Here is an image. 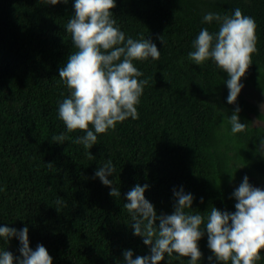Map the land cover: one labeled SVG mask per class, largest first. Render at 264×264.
I'll return each mask as SVG.
<instances>
[{
	"label": "trees",
	"instance_id": "1",
	"mask_svg": "<svg viewBox=\"0 0 264 264\" xmlns=\"http://www.w3.org/2000/svg\"><path fill=\"white\" fill-rule=\"evenodd\" d=\"M74 5L0 0V227H27L29 246L42 244L53 264H125V250L134 259L151 255L124 208L136 185L149 186L144 195L158 215L175 211L182 188L193 196L185 211L205 222L213 207L236 211L233 193L245 176L264 190V125H254L264 112L242 92L228 103L229 74L211 59L197 65L188 55L202 29L219 30L216 21H203L207 13L232 16L239 8L255 20L257 36L241 82L264 95V0H116L115 26L126 38L151 40L160 58L133 61L143 73L138 79L148 80L139 118L97 134L89 149L74 143L85 133L68 132L58 114L71 95L59 72L77 50L67 31ZM237 107L246 129L233 134L226 117ZM60 134L63 143H54ZM109 160L116 171L108 177L112 185H104L95 173ZM112 188L119 197L110 195ZM204 231L197 264H225ZM21 247L18 236L0 237V252L10 251L14 264L23 258ZM260 256L255 264H264V249ZM189 259L165 254L160 264Z\"/></svg>",
	"mask_w": 264,
	"mask_h": 264
},
{
	"label": "clouds",
	"instance_id": "2",
	"mask_svg": "<svg viewBox=\"0 0 264 264\" xmlns=\"http://www.w3.org/2000/svg\"><path fill=\"white\" fill-rule=\"evenodd\" d=\"M45 2L55 5L61 0ZM115 6L116 0H75V15L67 24L77 50L72 52L59 72L71 95L59 104L58 114L68 132L80 130L85 133L74 140L85 149L97 144V134L114 130L118 123L129 117L139 118L137 105L148 80L138 79L143 73L133 61L160 58V51L151 40L126 38L125 33L115 26L111 11ZM203 21H216L220 25L219 30L210 33L208 28L202 29L193 42L195 50L189 52V58L197 65L211 59L227 72L230 76L226 82L228 103H235L244 87L241 78L257 51L256 22L239 8L232 16L209 12ZM239 112L237 107L234 114L226 117L233 134L246 129V124L240 122ZM64 139V134L52 137L54 143H63ZM261 144L264 146V139ZM115 171L109 160L95 175L104 185H112L113 181L108 177ZM148 187L138 184L129 191L127 199L130 202L124 204V208L135 221L134 234L143 237V242L151 246V255L134 259L133 251L125 250V264H160L165 254L172 257L173 253L190 257L189 264H197L202 257L198 241L204 236L205 229L209 247L219 261L255 264L261 259L260 252L264 249V190L253 187L247 176L233 193L238 201L236 211H221L213 207L206 222L202 215L185 211L193 208V196L185 194L182 188L175 192V211L169 215H158L153 204L145 198ZM110 195L119 197L118 188H112ZM17 236L22 243L20 252L23 258H15L19 264H53L46 247L41 244L34 251L29 246L27 227L19 231L0 227V237L6 241ZM0 264H14L13 254L0 252Z\"/></svg>",
	"mask_w": 264,
	"mask_h": 264
},
{
	"label": "rangeland",
	"instance_id": "3",
	"mask_svg": "<svg viewBox=\"0 0 264 264\" xmlns=\"http://www.w3.org/2000/svg\"><path fill=\"white\" fill-rule=\"evenodd\" d=\"M241 92L246 94L249 100H252V101L256 102L258 104L260 110L262 112H264V107H262V106H264V95L256 93L253 89L247 88L245 85L241 89ZM254 125L255 126L264 125V121L263 120H259L257 118H254ZM252 186L253 187H258V188L261 189V185H252Z\"/></svg>",
	"mask_w": 264,
	"mask_h": 264
}]
</instances>
